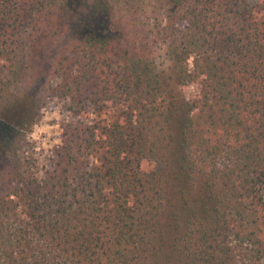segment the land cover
Returning <instances> with one entry per match:
<instances>
[{
  "label": "trees",
  "instance_id": "1",
  "mask_svg": "<svg viewBox=\"0 0 264 264\" xmlns=\"http://www.w3.org/2000/svg\"><path fill=\"white\" fill-rule=\"evenodd\" d=\"M0 264H264V4L0 0Z\"/></svg>",
  "mask_w": 264,
  "mask_h": 264
},
{
  "label": "rangeland",
  "instance_id": "2",
  "mask_svg": "<svg viewBox=\"0 0 264 264\" xmlns=\"http://www.w3.org/2000/svg\"><path fill=\"white\" fill-rule=\"evenodd\" d=\"M264 4V0H259ZM191 64V61H189ZM197 92V85L191 84L187 88V96L194 97ZM119 108L110 110L107 120L115 118ZM70 116L61 110L57 104H48L41 110L38 120L29 134L28 154L35 160V172L38 177L42 176L43 170L50 164L54 149L60 143V123L69 120Z\"/></svg>",
  "mask_w": 264,
  "mask_h": 264
}]
</instances>
